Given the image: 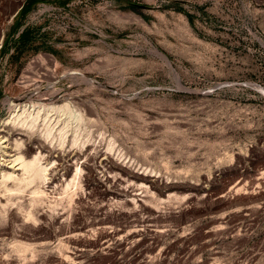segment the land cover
I'll return each instance as SVG.
<instances>
[{
  "label": "rangeland",
  "instance_id": "rangeland-1",
  "mask_svg": "<svg viewBox=\"0 0 264 264\" xmlns=\"http://www.w3.org/2000/svg\"><path fill=\"white\" fill-rule=\"evenodd\" d=\"M0 129V264H264V0H0Z\"/></svg>",
  "mask_w": 264,
  "mask_h": 264
},
{
  "label": "bare ground",
  "instance_id": "bare-ground-1",
  "mask_svg": "<svg viewBox=\"0 0 264 264\" xmlns=\"http://www.w3.org/2000/svg\"><path fill=\"white\" fill-rule=\"evenodd\" d=\"M16 105V107L19 105V104H15ZM35 106V105H34ZM13 107V106H12ZM67 107H68V104H65L64 106H58V107H55V106H50L49 105V107L48 108H46V110H47V112H46V116H47V114H49V113H52V112H61L62 111V114L63 113H65L66 111H64V110H66L67 109ZM24 109V108H23ZM69 109V108H68ZM67 109V110H68ZM19 111V110H18ZM27 111V110H26ZM37 111V110H36ZM64 111V112H63ZM17 112V111H16ZM28 112V111H27ZM26 112V113H27ZM30 112V111H29ZM15 113V112H14ZM24 113H25V111H24ZM67 113V112H66ZM70 113H71V111H70ZM29 117L27 116L25 119H20V117L22 116V114H21V116L20 115H18L19 116V119H18V124H20L19 126H22V127H34L35 126V124H36V122L37 121H39V117H41L40 116V111H37V113H34V110H33V112L31 111L29 114ZM50 115V114H49ZM48 115V116H49ZM64 115V114H63ZM67 115V114H66ZM16 116V115H15ZM68 116V115H67ZM77 116V115H76ZM12 117V116H11ZM25 117V116H24ZM43 117V116H42ZM79 117V116H78ZM49 118V117H48ZM51 118V117H50ZM81 118V117H80ZM48 120H50V119H48ZM47 121V120H46ZM44 122H45V120H44ZM50 122V121H49ZM15 123H17V121L15 122ZM38 123V122H37ZM47 124V123H46ZM50 124L51 123H49V126H48V128H45V129H47L46 130V138H49L50 136H52L53 134H52V132H53V128L51 129L50 128ZM48 125V124H47ZM58 125V124H57ZM18 126V127H19ZM52 126V125H51ZM35 127H37V126H35ZM67 127V126H66ZM65 127L63 126L60 130L62 131L63 129H64ZM32 130H34V129H32ZM2 133H4L3 135H2ZM45 133V132H44ZM54 133V132H53ZM59 133H61V132H59ZM64 133V132H63ZM68 134V133H67ZM60 135V134H59ZM61 135H64V134H62L61 133ZM66 136V135H65ZM54 137H56V138H58L56 135H54ZM12 138H10V133H9V131L8 132H6L5 131V129L4 130H1L0 129V156H4V154L3 153H7V151H6V149H9V145H5L4 146V144H7L10 140H11ZM54 139L55 138H53L52 140L54 141ZM60 139H63L62 137H60ZM60 139H58L59 141H60ZM64 139H65V137H64ZM13 140V139H12ZM47 141L49 140V139H46ZM56 140V139H55ZM63 141V140H62ZM62 141H61V143L60 144H63L62 143ZM74 141V140H73ZM64 142V141H63ZM11 143H14V145H15V147H16V149L17 148H19V147H22V145L24 146V143L21 141V139H19L18 140V138H16V140L14 139V142H11ZM51 144H52V142H50ZM41 146V145H40ZM12 149V148H11ZM21 149V148H20ZM40 149V148H39ZM18 150V149H17ZM12 151V150H11ZM20 151V150H19ZM24 151V150H23ZM27 151V150H26ZM20 153V152H19ZM28 153V152H27ZM8 154V153H7ZM6 154V155H7ZM18 154V153H17ZM2 158V157H1ZM5 159V158H4ZM9 161V160H8ZM12 161H13V163H15L16 165H17V162H19L18 164L20 165V167L18 168V169H15V167H16V165H14V167H13V171H6V170H3L4 171V173H2L3 175H2V180H0V181H9V180H12V181H14L16 184H14V182H12L13 183V185H15L14 187V190H13V192H18L17 190H19V191H23L24 190V188L23 187H25L26 188V186L25 185H27V186H30L31 184H30V182L31 183H35V181H41L40 182V184H37V183H35V184H37V186L38 185H41V183H42V181L43 180H46V173H47V171L49 170V168H48V164L50 163V162H48V163H46L45 164V155H44V153H43V151L42 150H38V152H36L33 156H32V158L31 159H26L25 157H24V154L22 155L21 153L20 154H18V156L17 157H15L14 158V160L12 159ZM3 164H5V163H3ZM51 164V163H50ZM55 164V163H54ZM3 167V166H2ZM50 167H51V165H50ZM3 169V168H2ZM1 169V170H2ZM19 169H21L22 171H21V173H16L17 172V170H19ZM78 175V174H77ZM76 175V176H77ZM78 177V176H77ZM74 178H75V176H74ZM78 179V178H77ZM75 181H77L76 180V178H75ZM6 182V183H7ZM10 182V181H9ZM44 182V181H43ZM72 182V181H71ZM78 182V181H77ZM29 183V184H28ZM44 183H46V182H44ZM76 183V182H75ZM75 183H69L70 185H74ZM9 184V183H8ZM58 184V183H57ZM63 184V183H62ZM3 184L1 183V186H2ZM5 185V184H4ZM7 185V184H6ZM33 185V184H32ZM76 185H77V183H76ZM76 185L74 186V187H76ZM79 185V184H78ZM11 186V185H10ZM69 185L67 184V187H68ZM9 187V186H8ZM73 187V188H74ZM6 188V187H5ZM13 188V187H12ZM12 188L11 187H9V189H8V191H6L7 189H5V192H11L10 190H12ZM21 188L23 189V190H21ZM71 188V187H70ZM2 189V188H1ZM4 189V188H3ZM17 189V190H16ZM4 191V190H3ZM25 191V190H24ZM23 191V192H24ZM45 191V190H44ZM44 191L43 190H41V189H36L35 191H34V194H35V192H38V193H41V194H37V195H43L44 196ZM66 191H67V188H66ZM12 192V193H13ZM7 193V194H8ZM12 193H10L9 194V196L10 195H12ZM17 194V193H16ZM21 194V193H20ZM66 194V193H65ZM64 194V195H65ZM42 196V197H43ZM13 197V196H12ZM39 198H42V197H40V196H38ZM7 198H11V197H7ZM33 198V197H32ZM39 198H38V200H39ZM34 199V198H33ZM36 200V199H35ZM6 201V200H5ZM32 201V200H31ZM40 201V200H39ZM4 202V201H3ZM43 202V201H42ZM57 202V201H56ZM54 204V203H53ZM58 204V203H57ZM32 205V204H31ZM4 206V205H3Z\"/></svg>",
  "mask_w": 264,
  "mask_h": 264
},
{
  "label": "crops",
  "instance_id": "crops-1",
  "mask_svg": "<svg viewBox=\"0 0 264 264\" xmlns=\"http://www.w3.org/2000/svg\"><path fill=\"white\" fill-rule=\"evenodd\" d=\"M35 4H39V2L31 4V2L26 1L25 4L19 10L16 11V13L14 14V17H16L19 13H22V12H23L22 17H24V16L26 17L33 10ZM19 28H20V31H18V33L19 32L23 33L24 31L27 30V29L26 30L24 29L25 25H18L16 29H19ZM24 33H23V35H24Z\"/></svg>",
  "mask_w": 264,
  "mask_h": 264
},
{
  "label": "trees",
  "instance_id": "trees-1",
  "mask_svg": "<svg viewBox=\"0 0 264 264\" xmlns=\"http://www.w3.org/2000/svg\"><path fill=\"white\" fill-rule=\"evenodd\" d=\"M24 32H25V31H24ZM24 32H23V33H24ZM23 33H22V34H23ZM23 36H25V34H24V35H22V37H23Z\"/></svg>",
  "mask_w": 264,
  "mask_h": 264
},
{
  "label": "built area",
  "instance_id": "built-area-1",
  "mask_svg": "<svg viewBox=\"0 0 264 264\" xmlns=\"http://www.w3.org/2000/svg\"><path fill=\"white\" fill-rule=\"evenodd\" d=\"M23 5H24V4H23ZM23 5H22V6H23ZM22 6H21V7H22ZM21 7H20V8H21Z\"/></svg>",
  "mask_w": 264,
  "mask_h": 264
},
{
  "label": "water",
  "instance_id": "water-1",
  "mask_svg": "<svg viewBox=\"0 0 264 264\" xmlns=\"http://www.w3.org/2000/svg\"><path fill=\"white\" fill-rule=\"evenodd\" d=\"M20 9V8H19Z\"/></svg>",
  "mask_w": 264,
  "mask_h": 264
}]
</instances>
